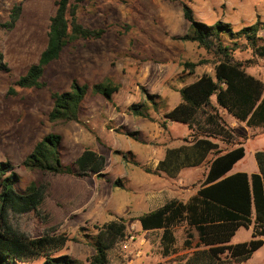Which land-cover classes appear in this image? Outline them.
<instances>
[{"label":"rangeland","instance_id":"374dc122","mask_svg":"<svg viewBox=\"0 0 264 264\" xmlns=\"http://www.w3.org/2000/svg\"><path fill=\"white\" fill-rule=\"evenodd\" d=\"M56 1L0 0V53L9 69L8 73L0 71V162L13 166L18 175L17 188L24 191L39 175L29 172L22 163L34 146L50 133L62 137L60 154L64 166L72 164L85 149L103 155L106 158L105 176L100 177L103 182L74 176L52 178V188L41 207L50 215L48 226L69 239L56 256L68 255L87 264L94 254L91 241L98 230L122 218L127 226L128 250L122 248L125 241L118 240L108 252L109 264H177L181 253L187 251L183 247L184 228L175 229L176 256L163 259L158 248L161 233L140 231L134 219L137 214L153 210V202H145L148 194L154 193L152 181L156 180L162 187L164 181L178 182L177 178L159 179L144 172L154 161V156L149 160L150 150L158 148L164 140L163 137L151 140L149 127L159 126L163 115L178 105L179 88L211 72L209 67H199L193 76H188L183 70L184 62L196 63L210 59L211 55L196 44L176 39L189 28L183 18L181 2L190 6L199 22L212 25L222 21L239 31L257 20L264 21V0H71L77 6L78 23L90 29H104V35L98 40L79 41L66 49L45 72L43 88L22 89L15 82L38 61L45 49ZM15 5L21 6V17L12 30H7L2 25L9 20L10 10ZM234 57L240 61L255 60L248 48L236 50ZM245 70L264 83V58H256V63ZM74 81L88 86L79 123H51L48 119L52 109L51 94L70 91ZM99 83L117 85L119 90L108 101L92 92V87ZM134 104L144 105L154 122L131 113L129 107ZM168 123L172 134L185 133L184 125ZM240 125L238 141L245 147V157L235 170L252 173L257 171L255 152L264 151V132ZM124 131L137 132L139 141L125 136ZM116 151L132 153L134 158L128 156V162H124ZM133 161L140 166H135ZM191 171L196 173L194 169L188 170ZM116 180L122 187L113 185ZM200 185L201 181L197 182L195 177L190 186L183 184L180 190L169 193L186 201ZM118 196L135 201L133 214L116 215L109 211L110 202ZM193 236L194 246L197 236L195 233ZM250 239L251 230L242 228L231 244ZM242 264H264V246Z\"/></svg>","mask_w":264,"mask_h":264},{"label":"trees","instance_id":"16d2710c","mask_svg":"<svg viewBox=\"0 0 264 264\" xmlns=\"http://www.w3.org/2000/svg\"><path fill=\"white\" fill-rule=\"evenodd\" d=\"M55 7V13L49 21L45 49L38 61L15 82L22 89L43 88L45 72L61 58L66 49L79 41L98 40L105 33L104 29H90L78 23L77 6L71 0H57ZM181 9L189 28L185 35L176 39L196 44L211 55L210 59L196 63L184 62L183 70L188 76H193L199 67H209L211 72L202 74L178 90L180 103L163 115L159 126L164 130L168 122L187 126L191 147H185V150L189 149V154L201 150L204 158L210 153L213 158L208 162L205 179L189 199L172 198L160 208L144 213L134 221L142 232L161 233L158 248L163 259L175 255V229L183 227V247L189 253L182 255L177 264H242L264 246V151L254 154L257 173H232L234 166L244 158L245 147L238 141L240 135L225 118L234 119L249 130L264 132V83L245 70L256 63V58H264V21L257 20L253 25L235 31L230 24L222 21L212 25L199 22L186 3L181 2ZM21 13V6L15 5L3 28L12 30ZM242 48L250 49L255 60H237L234 53ZM0 71L9 72L1 53ZM70 88V91L51 94L52 109L48 117L51 123H79L88 86L74 81ZM118 90L119 86L109 83L92 87L93 93L108 101ZM9 92L13 93V90ZM148 98L154 100L153 96ZM129 110L154 122L144 105L134 104ZM222 113L225 118H222ZM124 133L132 140L139 141L137 132ZM217 139L227 147L221 149L219 144L213 142ZM61 142L59 134L50 133L24 159L22 166L39 175V179L24 191L17 188L18 175L13 166L9 162H0V264H83L68 255L56 256L66 247L69 239L48 226L50 215L41 204L52 188L53 177H104L106 158L85 149L72 164L64 166L60 154ZM115 154L122 156L124 162H128V156L134 158L132 153L116 151ZM173 161V153H168L162 166L164 164L169 168ZM133 164L140 166L136 161ZM160 171L169 177L173 175L170 169L161 168ZM144 172L161 176L159 171L147 168H144ZM113 185L122 187L118 180ZM242 228L251 230V239L231 244ZM126 229L122 218L100 228L92 238L94 254L87 264H109L108 252L118 240L125 241ZM193 233L197 236L194 246Z\"/></svg>","mask_w":264,"mask_h":264},{"label":"crops","instance_id":"0c3cea01","mask_svg":"<svg viewBox=\"0 0 264 264\" xmlns=\"http://www.w3.org/2000/svg\"><path fill=\"white\" fill-rule=\"evenodd\" d=\"M222 118H225L223 113H222ZM225 120L236 131H238V130H240V128H242V125H240V123H238L234 119L227 117V118H225ZM133 125H135V124H133ZM156 125H155V127H153V125L151 127H149V131H151L150 139L155 140L157 138L163 137L164 140L160 143V146L158 148L156 146L150 150L149 156H148L149 160H152L151 158H153V156H154V161L151 162L152 165L150 166L149 169L153 170V171H159V173L161 175L160 177H158L159 179L160 178L161 179L162 178L163 179L169 178L171 180H175L177 178L178 182L175 183V181H174V182L170 183V182L164 181L165 185L162 187V185H157L159 183H157L156 180L152 181V184H153L152 191H154V193L148 194V197L145 199V202H147V200L153 202L154 206H153L152 211L160 208L161 206H163L167 201L171 200L172 198H175V197L178 198V196H176V194L174 195V193H173V195H172L169 193V192H173L172 190H180L179 188H182L183 184L190 186L192 179L194 180L195 177H196L197 182L198 181L203 182V180L205 179L207 172H208V167H209L208 162L213 158V155L211 153L207 154L206 158H204L203 157L204 152L202 153L201 150H198V151H196V153H191V154L188 153L189 149L185 150V147H191L189 140H188V138L190 137V131L187 128V126L184 125L186 127L185 133L182 132V134H179L178 132H174L172 134V132L170 131L171 125L169 123L166 124V130H164V129L160 128L158 125L157 126ZM120 126H128V125L127 124H124V125L120 124ZM112 130L113 129H111L110 131H112ZM243 130L247 131V129L246 130L243 129ZM213 142L219 144L221 149H225L227 147L219 139L214 140ZM235 147H237V146H235ZM191 152H193V150H191ZM168 153H173V155L175 157V161L171 162V165L169 166V168L167 165H164V164L162 166V163H164ZM243 159H241L234 166L233 170H235V167ZM161 168H163L165 170L170 169V172L173 174L172 177H169L165 172L160 171ZM190 169L196 170L195 171L196 173H193L192 171L188 172V170H190ZM233 170H232V173L242 172L239 170H237V171L236 170L233 171ZM184 172H185L186 176H183ZM257 172H258V168H257V171H253L252 173H247V174L250 175L253 173H257ZM242 173H246V172H242ZM90 178H93V180H97V179H99L101 181L103 180L100 177L99 178L96 177L95 175L90 177ZM101 186H103V185L102 184L98 185V187H97L98 190L95 191V194L99 193V189L102 188ZM195 192L192 191L189 194V196L191 197L192 195L195 194ZM98 199L102 201V199H100V198H98ZM187 199H189V197ZM134 202L135 201L131 198H125L122 196H118V199H115L114 201L110 202L108 208H109V211L113 212L116 215H126L128 213L133 214V210H134L133 207H135V205L133 204ZM93 203H97V201H93ZM137 206H139V204H137ZM139 209H140V207H139ZM149 212H151V211H149ZM141 215L142 214H137L136 217H139ZM188 253H189V251L187 250L184 253H181V255L188 254ZM174 256H176V255H174Z\"/></svg>","mask_w":264,"mask_h":264},{"label":"built area","instance_id":"2783aa9c","mask_svg":"<svg viewBox=\"0 0 264 264\" xmlns=\"http://www.w3.org/2000/svg\"><path fill=\"white\" fill-rule=\"evenodd\" d=\"M132 238H133V237H130V239H132ZM128 246H129V245H128V242L125 241V242L123 243V245H122L123 250H124V251H127V250H128Z\"/></svg>","mask_w":264,"mask_h":264}]
</instances>
